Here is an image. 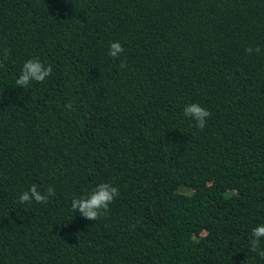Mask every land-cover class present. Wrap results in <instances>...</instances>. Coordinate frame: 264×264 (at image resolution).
Listing matches in <instances>:
<instances>
[{"label":"trees","instance_id":"1","mask_svg":"<svg viewBox=\"0 0 264 264\" xmlns=\"http://www.w3.org/2000/svg\"><path fill=\"white\" fill-rule=\"evenodd\" d=\"M32 57L53 72L24 90ZM101 182L107 212H72ZM260 222L264 0H0V264H264Z\"/></svg>","mask_w":264,"mask_h":264},{"label":"clouds","instance_id":"2","mask_svg":"<svg viewBox=\"0 0 264 264\" xmlns=\"http://www.w3.org/2000/svg\"><path fill=\"white\" fill-rule=\"evenodd\" d=\"M248 54L254 51L258 52L259 48L253 49L248 47L245 50ZM124 53V47L117 40L109 44L107 55L112 58H119ZM125 65L122 63L121 67ZM53 72V67L46 64L38 57H32L24 61L17 78L15 85L22 89L30 88L33 83L44 82ZM70 107V105H68ZM183 115L197 129H204L207 126V121L211 116L210 111L200 103L191 102L184 106ZM55 189L49 186L46 191H41L39 186L32 184L27 191L19 194L20 203H45L51 197L55 196ZM119 190L112 183L101 182L95 185L90 191L80 195L73 196L71 199L70 208L72 212L79 213L86 220L95 221L105 212L109 205L119 196ZM264 239V222L256 224L251 229L250 250L264 257V249L259 247L261 240Z\"/></svg>","mask_w":264,"mask_h":264},{"label":"rangeland","instance_id":"3","mask_svg":"<svg viewBox=\"0 0 264 264\" xmlns=\"http://www.w3.org/2000/svg\"><path fill=\"white\" fill-rule=\"evenodd\" d=\"M182 191H186V192H189V189L187 188H181Z\"/></svg>","mask_w":264,"mask_h":264}]
</instances>
